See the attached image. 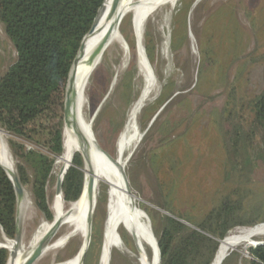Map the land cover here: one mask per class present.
Returning <instances> with one entry per match:
<instances>
[{
  "label": "rangeland",
  "instance_id": "1",
  "mask_svg": "<svg viewBox=\"0 0 264 264\" xmlns=\"http://www.w3.org/2000/svg\"><path fill=\"white\" fill-rule=\"evenodd\" d=\"M186 2L169 0L158 5L142 21L141 30L132 14L124 16L119 26L123 40L104 53L90 76L85 93L86 116L93 121L92 132L100 148L115 158L128 114L150 77L149 99L135 119L142 136L125 167L137 205L145 212L153 232L158 227V218L167 215L164 209L167 202L178 213L198 222L226 199L238 200L245 196L242 205L248 209L247 215L254 218L252 225L236 227L228 233L231 234L239 228L264 223V164L260 158L250 163L247 160L248 155H260L264 145L260 131L256 130L251 140L247 138L253 128L250 104L264 88V0H195L185 20V44L173 51V29L181 30L185 19V15H177V10ZM146 34L154 45L151 67L142 52ZM131 43L135 52L129 48ZM203 52L209 54L207 62ZM15 60L16 52L0 26V77ZM132 66L137 72L130 96L125 84ZM166 83L172 85L171 93L159 104ZM60 115L58 112L57 116ZM167 121L173 127L161 136L159 131ZM235 129L242 134L238 152L233 150L230 141ZM9 139L6 134L7 143ZM157 139L174 142L158 154L173 151L182 160L178 170L170 172L167 164H159V160L157 165L152 163L151 150L157 148ZM12 158L16 167V160ZM70 166L55 160L46 187L51 222L36 207L30 189L23 187L24 193H29L30 204L22 210L18 204L16 209L20 247L33 250L52 228L60 207L69 209L62 200L59 183ZM105 186L100 183L97 187L93 212L100 221L102 243L107 202ZM60 223L54 240L36 264H62L78 252L82 244L79 234L71 236L63 245L58 244L69 232L66 223ZM122 235L123 246L112 249L109 264H138L130 237L125 232ZM4 238L0 228V243ZM243 253L232 251L222 264H245L249 255L246 250Z\"/></svg>",
  "mask_w": 264,
  "mask_h": 264
},
{
  "label": "trees",
  "instance_id": "2",
  "mask_svg": "<svg viewBox=\"0 0 264 264\" xmlns=\"http://www.w3.org/2000/svg\"><path fill=\"white\" fill-rule=\"evenodd\" d=\"M194 1L188 0L177 10V15L183 14L185 19L181 30L176 27L173 29V51H178L185 44V20ZM103 2L0 0V26L16 52L15 62L0 77V129L10 137L8 145L16 160L20 184L30 189L36 207L47 222H51L53 216H50L46 187L56 158L64 152L62 112L69 73ZM129 48L135 52L132 43ZM144 51L148 62L152 64L154 45L147 34L144 38ZM208 55L207 52L202 54L206 62ZM136 72V67L132 66L127 74L125 86L130 96ZM171 86L170 83L163 86L159 104L169 97ZM250 111L253 128L247 138L251 140L257 130L262 133L264 141V88L251 102ZM58 112L60 116H57ZM172 127L171 122L167 121L159 134H166ZM241 137L239 129L233 130L230 141L236 152L240 148ZM172 143L169 139H157V148L151 150L152 163L157 165L158 160L159 164L166 163V169L170 172L179 169L181 158L175 156L173 151H166L161 156L158 151ZM247 157L248 163L260 158L264 164V145L260 155ZM70 165L63 173L61 182L62 198L67 207L79 200L84 185L83 161L78 153L72 156ZM106 192L105 186L104 196ZM244 199L245 196L238 200L226 199L198 222L188 215L178 213L167 202L164 206L167 215L158 218V227L153 230L159 251V264H210L219 248L218 242L229 231L252 225L254 218L245 212L248 209L243 208ZM16 209L13 185L0 167V228L9 240H14L16 236ZM263 226L264 223H261L250 228ZM101 246L100 221L94 214L90 243L83 264H99ZM248 255L245 264H264V246L249 249ZM8 259L9 252L0 248V264H6Z\"/></svg>",
  "mask_w": 264,
  "mask_h": 264
},
{
  "label": "bare ground",
  "instance_id": "3",
  "mask_svg": "<svg viewBox=\"0 0 264 264\" xmlns=\"http://www.w3.org/2000/svg\"><path fill=\"white\" fill-rule=\"evenodd\" d=\"M167 1L169 0H104L95 24L91 32L85 37L81 53L78 55L71 71L70 78L74 91L72 113L78 120L79 135L73 134L68 129L64 130V152L62 156L57 158V161L63 165H70L69 158L76 151L78 154L80 153V141H83L88 150L90 163L89 165L85 163L83 167L84 185L81 197L77 202L69 205L68 210L61 206L58 210V218L52 225L53 228L56 223L64 222L69 229V232L58 241L60 245H63L75 234H79L82 238V244L76 255L62 264H80L82 253L86 247L90 215L94 204L93 200L90 201L88 191L92 188V192L96 196V190L100 183H104L107 186V202L99 264H109L112 249L123 246L122 232H125L130 237L131 243L137 252L139 264H159L158 251L151 235L150 223L138 208L136 204L138 199L124 177L125 167L130 155L142 136L139 128L136 127L135 119L150 94H147L152 86L150 77L145 81L140 99L133 105L128 114L125 128L117 143L116 156L112 159L102 153L92 132L93 121L86 116L87 103L85 93L90 76L99 65L104 53L112 45H118L119 40H123L119 26L124 16L129 13L132 14L137 28L139 27L141 30L142 21L157 10L158 5ZM98 49L99 52L94 57L92 65L87 66L89 59ZM2 130L0 129V166L10 176L12 182L16 184L18 182L16 167L6 141V133ZM61 182L62 179L59 183V191H61ZM28 194L25 192L20 202L21 210L30 204ZM52 228L31 251L26 250L24 246L16 248L13 241L4 238V242L0 243V246H5L10 250L7 264H22L41 248ZM260 240L262 242L259 243ZM260 244H264V226L257 229L239 228L235 232L227 234L222 241L220 240L217 253L210 264H222L232 251L244 254L243 252L245 250L248 251V248Z\"/></svg>",
  "mask_w": 264,
  "mask_h": 264
},
{
  "label": "water",
  "instance_id": "4",
  "mask_svg": "<svg viewBox=\"0 0 264 264\" xmlns=\"http://www.w3.org/2000/svg\"><path fill=\"white\" fill-rule=\"evenodd\" d=\"M100 10V9H99ZM99 12V11H98ZM97 18V17H96ZM96 21V19H95ZM95 21H94V24H95ZM93 24V26H94ZM92 26V28H93ZM91 28V30H92ZM90 30V32H91ZM89 32V33H90ZM88 33V34H89ZM84 41V40H83ZM82 45H83V42L81 43L80 45V48L76 54V57L73 61V64H72V67H71V70H70V73H69V77H68V81H67V85H66V89H65V98H64V105H63V112H62V124H63V132H62V139H63V134H64V130L65 129H68L70 130L73 134L75 135H79L78 133V120L76 118V116L72 113V106H73V102H74V91H73V88H72V82H71V78H70V74H71V71L75 65V62L77 60V57L78 55L81 53V50H82ZM99 52V49L91 56V58L89 59V63L87 66H90L92 65V61L94 59V57L98 54ZM142 52L144 53L145 55V51H144V48L142 47ZM146 58V56H145ZM146 61L148 63V65L150 66L147 58H146ZM151 67V66H150ZM154 77V75H153ZM154 80H155V77H154ZM127 121V120H126ZM126 124V123H125ZM125 127V126H124ZM80 153L79 155L81 156L82 158V161H83V167L85 165V163H87L89 165L90 163V159H89V155H88V150L86 148V145L84 144L83 141H80ZM102 150V149H101ZM102 153L105 154L108 158L112 159L111 156L109 154H107L105 151L102 150ZM1 167V166H0ZM4 170V169H3ZM5 171V170H4ZM82 172H83V169H82ZM9 181L12 183L13 185V188H14V192H15V195H16V200H17V205L19 204L20 205V202L21 200L23 199V196H24V191H23V187L22 185L20 184L19 180L16 184H14L12 182V179L10 178V176L7 174V172L5 171ZM84 173V172H83ZM125 177V181L126 183L129 185V182L127 180V177H126V174L124 175ZM131 188V187H130ZM132 190V189H131ZM83 192V190H82ZM89 195H90V201L93 200V209L91 210V215H90V224H89V227H88V232H87V238H86V247L82 253V257H81V261H80V264H83V260H84V257H85V254H86V251L88 249V246H89V243H90V236H91V225H92V216H93V212H94V207H95V204H96V196L95 194L92 192V188L89 189ZM82 195V194H81ZM92 196H93V199H92ZM81 197V196H80ZM63 200V198H62ZM137 204V203H136ZM138 206V205H137ZM139 207V206H138ZM140 209V207H139ZM50 211V209H49ZM140 211L144 214L145 212L143 210L140 209ZM50 216L52 217V214H51V211H50ZM45 217V216H44ZM16 228H17V231H16V236H15V239L13 240L14 244H15V247L18 248L19 247V242H20V239H19V229H18V225H17V220H16ZM60 228V223H56L51 232L49 233V235L46 237L45 241L43 242L41 248L36 251L33 255H31L29 258H27L22 264H36L40 258L43 256V253L44 251L46 250V248L48 247V245L54 240L57 232H58V229ZM2 231V230H1ZM152 237L154 238V242L156 244V248H157V251H158V247H157V242H156V239H155V236L153 234V232L151 233ZM7 239V238H6ZM8 240V239H7ZM10 241V240H9ZM258 246H264V244H260ZM0 248L2 249H6L8 252H9V257H10V250L5 247V246H0ZM134 248V246H133ZM135 249V248H134ZM136 251V250H135ZM158 259H159V251H158ZM9 260V259H8ZM226 260V259H225ZM224 260V261H225ZM223 261V262H224ZM8 263V261H7ZM6 263V264H7ZM137 263L139 264V261L137 259Z\"/></svg>",
  "mask_w": 264,
  "mask_h": 264
}]
</instances>
